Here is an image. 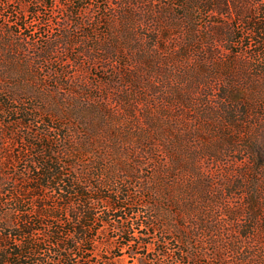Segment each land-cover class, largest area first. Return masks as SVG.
I'll return each instance as SVG.
<instances>
[{
  "label": "rangeland",
  "instance_id": "374dc122",
  "mask_svg": "<svg viewBox=\"0 0 264 264\" xmlns=\"http://www.w3.org/2000/svg\"><path fill=\"white\" fill-rule=\"evenodd\" d=\"M118 1L0 0V227L17 226L24 215L44 222L39 261H25L64 264L65 246L51 247L48 234L52 226L65 231L68 214L60 222L40 217L39 206L59 202L51 187L43 200L28 189L38 145L51 142L91 197L101 186L126 207L106 213L109 223L90 234L95 245H84L71 262L264 264L260 39L243 18H232L237 55L193 59L187 71L125 68L116 54L100 51L95 62L92 47L123 50L136 39ZM156 4L153 11L165 7ZM163 13L162 20L171 17ZM200 29L202 44L217 32L210 23ZM21 107L33 115L17 114ZM95 205L98 214L111 207ZM132 224L142 228L130 238L124 230Z\"/></svg>",
  "mask_w": 264,
  "mask_h": 264
},
{
  "label": "trees",
  "instance_id": "16d2710c",
  "mask_svg": "<svg viewBox=\"0 0 264 264\" xmlns=\"http://www.w3.org/2000/svg\"><path fill=\"white\" fill-rule=\"evenodd\" d=\"M156 2L165 7L153 11V7H157ZM117 6H121L125 10L124 16H128L131 34L136 36V39L129 47L121 45L126 47L123 50L120 47L119 49L92 47V60L95 62L97 61L94 53L100 51L108 55L116 54V58L124 63L121 66L125 68L142 63L148 64V67L154 70L170 71L176 68L179 71H187L193 59L204 60L207 63L209 59L220 58L225 51L237 55L239 53L235 47L238 45L236 38L238 28L232 23V18H243L252 36L260 39L261 47L258 53H255V58H259L261 55L264 57L262 49L264 46V18L257 19V15L264 14V0H119L116 2ZM164 11H168L171 17L162 20ZM204 12L213 13V17L217 20L206 19ZM119 16L120 14L114 15L115 18ZM180 21L181 27L178 25L170 27L169 22L179 23ZM209 23L210 27L217 28V32L210 42L202 44L200 25H209ZM156 26L160 27L159 30L154 28ZM147 27H150L151 32L144 36V30ZM47 49L53 51L54 45H49ZM125 50L126 52L123 53ZM121 54L123 57H120ZM263 68L264 63L261 65V69ZM31 112L28 107H21L17 110V114L22 115L25 119L30 114L33 115ZM60 140H68V138L65 136L62 139L61 137ZM38 147L39 150L42 148V152H40L37 161H32L33 164H36L37 176L33 177L29 183V194L33 192L37 200H43L45 198L43 192L51 187L54 192L53 198L59 204L39 206L40 215L44 213L40 217L58 219L60 222V218L65 213L68 214V219L61 223L66 230L61 231L52 226L48 239H50L51 247L65 246L62 256L65 260L64 264H78V260L71 262V258L77 256L84 245L88 243L95 245L96 239L90 234L95 231L99 232L103 225L109 223L104 215L112 211L119 213L126 207L122 204L119 205V201L117 202L114 196H105L101 186L94 190L98 197H91L90 186L76 177L72 161L66 162V160L59 159L61 153L53 148L51 142L50 144L42 143ZM74 196L85 197L84 205H74ZM96 201L110 204L109 211L98 214ZM17 205H21L20 200L17 201ZM45 226L49 225L33 217L29 218L28 215H24L17 226L8 229L1 226L0 264H30L25 260L37 259V250L42 243L39 238ZM138 226L137 228L132 224L124 230V235H130V238H133L142 228V225L138 224ZM127 242L126 245H129L133 240L128 239ZM85 252L92 253L94 249L87 248ZM37 260L39 261V259ZM38 264H42L41 261Z\"/></svg>",
  "mask_w": 264,
  "mask_h": 264
}]
</instances>
